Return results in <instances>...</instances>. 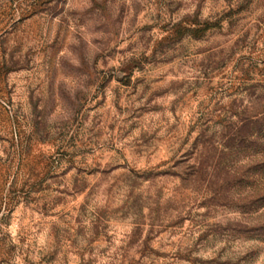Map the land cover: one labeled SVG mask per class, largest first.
Segmentation results:
<instances>
[{
    "label": "rangeland",
    "instance_id": "374dc122",
    "mask_svg": "<svg viewBox=\"0 0 264 264\" xmlns=\"http://www.w3.org/2000/svg\"><path fill=\"white\" fill-rule=\"evenodd\" d=\"M0 264H264V0H0Z\"/></svg>",
    "mask_w": 264,
    "mask_h": 264
}]
</instances>
